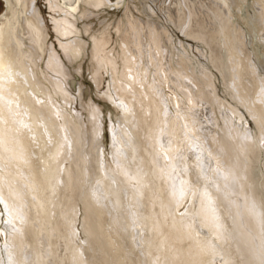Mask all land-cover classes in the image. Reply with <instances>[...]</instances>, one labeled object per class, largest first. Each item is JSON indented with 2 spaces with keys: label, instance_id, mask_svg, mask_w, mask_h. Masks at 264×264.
Here are the masks:
<instances>
[{
  "label": "bare ground",
  "instance_id": "6f19581e",
  "mask_svg": "<svg viewBox=\"0 0 264 264\" xmlns=\"http://www.w3.org/2000/svg\"><path fill=\"white\" fill-rule=\"evenodd\" d=\"M2 1L5 4V11L0 13V164L5 163V165L3 164V169L6 171L0 169L3 170L0 171V194L4 196L9 216L11 218L12 216H17L18 219L19 217L22 219L19 224H17L18 220L16 221V219L12 221L15 222L13 225L17 224L16 228H18V231L16 230V232H19L20 235V237H16L17 235L12 236L15 239H12L14 240L13 254L16 253V256L17 254L19 256L22 252H18V249L21 251L22 247L25 249L28 247L32 253L29 261L25 259V256L20 255L17 260L18 263L15 262L16 264H23L24 259L26 260L24 264H44L46 262L44 260L48 257L45 247H48V254L51 255L50 257H52L54 264H73V258L78 260L76 264H79V259H77L79 256L82 258L80 260L87 261L85 257L88 254L89 256L91 255L92 245L90 246L87 243L82 248L79 244L78 249H73L72 251L70 246L67 245L65 248L67 253L62 252V246L60 247V242L67 240L65 238L69 234L67 230L64 232L62 228L67 222L68 227L73 218V213L76 211V203L79 197L83 195L85 199H81L82 203L80 206L82 207L83 215L81 218H83L84 231L87 236L93 234L90 224L96 223L97 220L101 221L100 219L104 213L105 218L106 214L109 213L110 207V210H116L115 215L112 213L114 217L111 220V224H109L110 227L108 225L109 228L105 227L106 229L97 230L96 238L94 235L96 244L98 243L95 245H100L98 248L100 247L101 249L104 244L108 247L107 241L111 245L109 237L115 234L114 231L116 229L120 230L123 228L122 231H124L125 227L127 228L132 224H130L128 219V215L131 213V216L137 219L133 218L134 223L139 224L141 230L145 227V239L148 236L152 237L153 239L151 238V240L154 241L155 247H159L162 252V258L163 254H165L167 259L163 258L160 264H211L206 259L212 250L215 251V246L213 247V241H210V236L207 234L209 239L205 234L195 236L194 233H189L188 225L190 221L192 223L193 218L191 216L190 218L192 219L189 221V217L186 215L187 209L183 213L185 220L182 222L177 220L176 208L191 194L192 200L188 204L189 207L187 206L188 209L193 210L192 212L196 214L199 223L220 243L226 241L224 243L227 247L231 246V251H237L235 249L236 247L238 248V242L250 230L258 233L264 240V192L258 188L259 186H256V183H259L256 179L260 171L258 170V163L260 162H257L259 161L257 159L261 158V153L259 149H257L258 153L256 152V148L251 142L255 141L251 136L252 132H249L251 134L245 132L249 139L238 138V136L234 138L231 135L232 138L230 140L234 141L233 144L235 146H231L232 143L228 140L229 137L226 138L222 134L214 143L212 142L213 145H207L202 142V139L204 140L203 135L194 133L192 135L193 141L191 142L199 145L198 150L195 151L193 149L194 151H192L190 148L189 152L177 154L180 148L179 142L173 143L174 146L177 144L178 148L175 152L174 148H171L169 138L163 133L167 126L163 121H166V123L168 121L162 117L163 107L152 94L150 96H145V94V99L140 96L142 105L140 108H136V105H134V108L128 110L129 113L123 112L120 120L124 129L121 130V138L119 140L115 138L113 146L116 152L117 170L128 183L126 184L127 186L122 188L118 184V180L110 175L109 164L103 161L100 142L101 127L97 126L98 128L85 131L82 123L70 116L69 109L68 111H63L59 108H56L54 112L56 116L62 115L63 117L62 133L65 137L62 136L59 129L56 130L55 127L50 126L52 124L50 122L55 121L52 115L53 112L50 110L53 91L49 84L44 82V78L43 83H41L42 74L31 65L33 62H37L36 53L38 51L42 54L44 53L46 44L45 26L38 20L39 16L34 13V0ZM62 1L61 7L59 3L56 4L66 16L60 19L54 18V22L57 34L66 39L77 30L74 22L68 16H73L82 4L90 8L114 4V6L117 5V8H119L121 7L119 5L126 3L124 0H118L115 3L111 0ZM181 1H183V8H178L175 5L173 8L177 14L183 17L185 22H189L190 27L188 29L192 28L189 31L187 29L185 33L188 31V36L204 40L208 45L212 44V47L209 46L212 52L210 61L218 68L222 76L224 73L228 74L229 71H232L230 83L226 82L228 84L227 87H230L231 92H234L235 96L243 101L247 107L251 106L252 102L253 110L251 115L258 122L259 118L262 115L264 116V81L259 78L260 67H264V58L260 60L259 53L254 51L258 62L253 64L249 61L251 52L248 54L244 49V29L235 22V17H239L248 29L255 28L253 27L255 20L252 19L249 22V19H245L240 13V11L242 12V5L248 3V0H211L209 3L210 10L214 15L211 12H205V9H197L196 0ZM259 4L258 0H256L255 5ZM18 7L19 10L22 8L30 12L25 17L22 14L20 16ZM32 9L34 10L31 11ZM257 10L259 16L258 29L263 32L264 5H261ZM171 18H175V15H171ZM154 41L156 42V40H153L151 44L153 43V46L155 44L156 48H158L159 44ZM26 42L29 44H26ZM77 43L82 44V42L75 41L73 44L72 42H65L62 46L67 48L69 52H77L75 49L77 48ZM221 44L225 45L222 46ZM233 44L240 45V54L231 52L228 57L226 55L222 56L223 50L230 48ZM215 51H220V56H222L220 59L215 54ZM51 57L50 53L49 64L52 63ZM29 64L30 67L28 66ZM186 65V61L183 60L179 74L189 78L194 77L195 96L197 97V94L200 93L207 98V96L211 95V92L201 93V87L203 86L199 84V79L202 77L207 79L209 76H214L211 70L206 67L202 71L203 76L200 75L197 78L195 75L191 76V73L189 74V72L185 71ZM249 67L253 71L252 79L260 81L262 84L258 86L259 89L256 95H253L254 91L251 93L252 87L245 83L244 80L245 71ZM134 78L133 75L131 78L132 82ZM208 82L214 93V88L211 86L212 82L210 80ZM153 86L156 88L155 85ZM122 89L124 90V88ZM124 91L126 92V90ZM120 93L118 94L122 97L124 94L122 91ZM43 94H46V98L49 99L50 103L45 101ZM123 102L118 101V104L123 108L130 106V104L125 106ZM219 104L226 106L227 103L220 99ZM227 107L231 110L232 119H230V122L232 123V120H234L239 123L243 116L231 108L230 105ZM165 110L168 114L167 108ZM191 119L190 115L183 116L185 124ZM144 121L146 123L145 126L139 125ZM188 126L190 124L186 125L190 131L192 126ZM258 131V135L255 138L261 144L260 141L264 140V129ZM125 133L128 134V137H125ZM118 142H120V145H118ZM183 145L187 144L183 142ZM233 147L243 153V158H245L239 165L231 161L233 155L229 151H232ZM215 148H221V153L216 154ZM248 148H250L249 151L247 150ZM61 150L63 154L60 162L54 161ZM202 152L206 154V157L197 155L198 153L201 155ZM172 157L178 158L179 162H175ZM207 158L214 163V165L211 164L213 168L210 169L212 178H215L217 182L222 181V184L226 187L230 185L233 190L247 194L244 204L246 206L245 214L248 218L243 224H236L234 211L237 205L234 200L227 203L225 210L222 212L219 210L217 200L210 196V185L206 184L209 176L203 172L206 165L208 164L209 166L210 160ZM64 160H68L66 168L62 166ZM0 166L2 168V165ZM9 178L17 179V184ZM55 180L58 182L57 185L54 183ZM10 190L14 192V195L11 194ZM257 190H260V193ZM99 192L106 195V198H104L107 201L101 200L104 198L97 200L101 195H104L101 194L98 197ZM135 198L139 200L132 201ZM27 201H29L28 204ZM106 203L111 206L109 204L107 206ZM137 206L138 210H134ZM188 213L192 214L190 211ZM224 215H227L228 219ZM219 217L222 220L217 222ZM9 225L12 226L10 223ZM132 228L134 231L136 230L134 227ZM195 228L199 229V227ZM129 229L127 230L129 231ZM130 232L132 231L130 230ZM120 233L122 234L121 231ZM43 234H45L44 238L40 240ZM124 234L127 236L129 233L126 234L124 232ZM132 235L134 234L132 233ZM91 238L90 236L89 239ZM88 242L90 243L89 240ZM115 247L117 246L114 245ZM122 247L129 249L127 245ZM255 247L253 242L248 244L247 250L243 248L246 252L245 256L239 251L241 253L239 254L245 257H242L245 261L243 264H257L258 260L260 261L261 258L258 259L257 255L253 254L254 256H252L250 254ZM127 248L124 250L126 251ZM159 248L157 249L159 250ZM94 249L96 250V247ZM108 249L110 250L111 246ZM10 255L12 256V254ZM103 257L106 258L105 252H103ZM113 257L115 258L116 255ZM117 257L120 262L122 258L120 259L119 255ZM99 258L101 259V257ZM99 258L98 260H100ZM112 258L110 257V259ZM124 258L122 264L133 263L131 251L128 250ZM228 258L230 259V256ZM15 259L11 257L9 264H13ZM232 259H230V262H232ZM89 261L90 264H95L91 260ZM89 261H87V264H89ZM94 261H97V259L95 258ZM101 261L99 262L101 263ZM226 261L228 262V259ZM116 262L118 260L113 264H117Z\"/></svg>",
  "mask_w": 264,
  "mask_h": 264
},
{
  "label": "rangeland",
  "instance_id": "374dc122",
  "mask_svg": "<svg viewBox=\"0 0 264 264\" xmlns=\"http://www.w3.org/2000/svg\"><path fill=\"white\" fill-rule=\"evenodd\" d=\"M111 1L115 3L118 0ZM124 1L126 3L123 5H119L121 6H118L119 8H117V5L114 6V4H109V6H99L96 8H90L87 7V5L82 4L78 11H75V14L73 15L74 17L71 15L68 16L74 22L77 30L74 31V33L67 39L57 34L56 25L54 22V18L60 19L66 16L65 13L61 11V9L56 4L59 3L60 6L61 4H63V1H33L35 10L32 9L31 11L34 10V13L39 16L38 20H40L42 25L45 26L46 44L44 47V53L42 54L40 51H38L36 53L37 62H33V64L31 65L37 68L36 71H40V73L42 74L43 77L41 83H43L44 78V82L49 84L53 91V93L51 94V96L53 97L51 101L52 107L50 108V110L53 112L52 115L54 116L55 121L50 122L52 123L50 124V126L55 127L56 130L59 129L62 136L65 137L62 133L63 117L62 115L56 116V113L54 112L56 108H59L63 111H68L69 109L70 116L72 118L78 119L84 126L85 131L92 130L93 128H98L97 126L101 127L100 142L102 147L101 155L103 161L109 164L111 170V172H109L110 175L113 178H116V180H118V184H120V186L124 188L128 183L123 179V177L119 173V170H117L116 152L113 147L115 138H117L116 140H119L121 138V130L124 129L122 128L123 124L120 118L122 117L123 112L129 113L128 110L130 108H134V105H136V108H140V106H142L141 97L143 99L145 94V96H150L152 94L157 98L159 104L163 107L162 117H164L165 120H168L167 123L166 121H163L167 125L163 133H165L166 137L169 138L171 148L173 147L174 149H172L176 152V150L178 149L177 144H175L176 146H174L173 143L178 141L180 144V148L178 149L177 154L180 152H182V154L189 152L188 150H190V148L192 151L198 150L197 148H199V145L197 143L192 144L191 142L193 141L192 135H194V133L203 135L204 140L202 139V142L207 145H211L212 142L214 143L216 139L221 136L220 134H222L226 138L229 137L228 140L232 143L231 146H235L233 144L234 141L230 140L232 137L237 138L238 136V138L240 137L243 139H249L246 133L252 132V134H249H251L252 138L255 141L251 142L252 144H254L253 146L256 148V152L257 149H259L261 153V158L259 157L260 159H257L259 160L257 162H260L258 163V170L260 171L257 174L256 181H259V183H256V186H259L258 188L262 189L261 191L264 192V140L262 142L260 141L261 144H259L258 139L256 140L255 138L258 135V130L264 129V116L262 115L259 118L258 122H256L254 117L251 115V112L253 110L252 102L251 106L249 105L247 107L243 101L235 96L234 92H231V88L227 87L228 84L226 82H229L231 80L232 71H229L228 74L224 73L222 76V73H220L218 68H216L215 65L212 64V62L210 61V56L212 54V52L210 51V47H212V44L210 43L208 45V43L204 40H199L198 38L190 37L187 35V32L192 29H188L190 27L189 22H185L183 17L177 14L173 8L174 5L178 6V8H183V1ZM196 1V7H198L197 9H205V12H211V7L209 4L211 0ZM255 2L256 0H248V3H244L242 5V12L240 11L245 19H249H247L249 22H251L252 19L255 20V23L253 22V27L255 28L248 29L244 25L241 18L235 17V22L244 29V49L246 50V52H248V54H250L251 52L249 61L253 64L258 62V58L256 59L254 51H257V53H259L258 56L261 58L260 60H263L264 58V26L263 32H260L258 29L259 16L257 13V9L260 8L261 5H264V0H258L260 4L257 6L255 5ZM4 11L5 4L2 0H0V13ZM19 12L20 16L22 14V16L25 17L30 11H25L20 8ZM171 15H175V18H171ZM187 29L188 31L185 33ZM192 33H194V31H192ZM153 34L155 37L153 36ZM151 37L155 39H152ZM153 40H156V42H154L159 44L158 48H156L155 44V47L153 46V43L151 44ZM75 41L82 42L81 45L77 43V48H75L77 52H69L67 48H64L62 46V44H65V42H72L73 44ZM26 44L29 43L26 42ZM221 45L223 46L225 44ZM231 52L240 54V45L237 46L236 44H233L230 48H226L225 50H223V54H221L220 51H215V54L220 59L225 55L228 57V54ZM50 53L52 55L51 64H49ZM220 54L222 56H220ZM183 60H185L187 64L186 70H184L189 72V74L191 73V76L195 75L198 78L200 75H202V71L205 70L206 67L211 70L212 74L214 75L212 76L213 78L209 76L207 77V79L205 77L199 79V84L203 86L201 87V93L211 92V95L207 96V98L200 93L197 94V97L195 96L196 86L193 82L194 77L189 78L188 76H181V74H179V71L182 68ZM28 66L30 67V64ZM249 68L245 71L244 80L245 83H248L252 87L251 93L254 91L253 95H256L259 89L258 86H261L262 84L260 81L258 82L252 79L253 71L251 67ZM259 73V78L264 81V67H260ZM133 75L135 77L133 79L135 83H133L134 81H131ZM208 80L212 82L211 86H213L214 88V93L212 87L209 86L210 84ZM153 85H155L156 88ZM122 88H124L126 92ZM121 91L124 94L122 95V97L119 96V94H121ZM43 96L45 97V101L50 103L49 99L46 98V94H43ZM48 96H50V94H48ZM220 99L224 100L227 103L226 106L224 104H219ZM118 101H124L123 104H125V106L129 104L130 106L123 108L118 104ZM228 105H230L231 108H233L236 112L240 113L243 116L242 120H240L239 123H237L238 121L234 120H232V123L230 122V119L232 118L231 110L227 107ZM166 108L170 113V116L169 113L167 114L165 110ZM226 109L228 110V112ZM184 115H190L192 118L186 124L183 120ZM187 124H190V126H192L190 131L186 127ZM139 125L145 126L146 123L144 121ZM243 127L246 128L244 129ZM231 135L233 136L231 137ZM125 137H128L127 133H125ZM10 139L12 140V138ZM183 142L187 145H183ZM118 145H120V142H118ZM249 149L250 148H248L247 150L249 151ZM221 150V148H215V153H221ZM62 152L63 151L61 150L56 155L54 161L60 162L63 154ZM229 152L233 155L231 161L237 163L238 165L241 164L245 159L243 158V153L239 152L237 148L233 147V150ZM197 155L200 157H206V154L203 152L201 155H199V153ZM172 159H175V162H179V159L176 157H172ZM210 162L209 166L207 164L206 168L203 169V172L207 173V175L209 176L206 184L210 185V196L214 197L217 200L219 210L222 212L225 210V206L227 205V203H229L231 200H234L237 205V208L234 211L236 224H243V222L248 218V216L245 214L246 206L244 204V201L247 198V194L242 191L237 192L233 190L230 185L229 187H226L222 184V181L217 182L215 178H212V171L210 169L213 168L211 164L214 165V163L212 160H210ZM67 163L68 160H64L62 166L66 168V166L68 165ZM3 164L5 165V163ZM3 164H0L2 165V168L0 166V169L4 168ZM207 170L208 172H206ZM9 179L17 184V179ZM54 183L55 185H57V180H55ZM212 187H218L217 190L219 191L217 192L216 188L213 189ZM10 191L11 194L14 195V192L12 190ZM257 191H259L260 193V190ZM101 194L104 193L99 192L98 197ZM101 196L99 198L97 197V200L104 198L106 195L104 194L102 197ZM81 197H84V195L79 197V200L77 201L78 204L76 203V211L73 213V218L70 221L68 227L67 222L64 228H62L64 232L66 230L69 232V234L67 233L68 235L65 238L67 240H63L62 242H60V247L62 246L61 251L64 253H67V250L65 249L67 245L70 246L71 251L73 249H78L79 244L81 245V247L86 245L87 243L90 244V246H94L96 244L95 238L97 230L99 231L103 228L106 229L105 227H108V225L111 224V220L116 213V210H110L111 207H108L109 213L106 214L105 218L104 213L103 217L100 219L101 221L97 220L96 223L90 224L93 234L90 235L92 238L89 239L90 236H87V234L85 233L83 218H81L83 217L81 210L82 207L80 206L82 203L81 199H85V197ZM105 198L101 200H105ZM126 198L128 199V197ZM191 198L192 194L188 195L185 200L181 202V204L176 208V216L178 217L177 220L179 222L184 221L185 218H183V213L184 211L186 212L188 210L186 215L187 217H189V221L193 218L192 223L190 221L188 225L189 233H194L195 236H200L201 234H205L206 237L208 235L210 236L211 239L209 237L207 238H209L210 241H213L212 245L213 247L215 246V251L212 250L208 257H206V259H208V263L243 264L245 261L242 259L243 255L240 254L242 253L245 256V250L248 249V244L254 242L256 247L254 250H252L253 253L250 252V254L252 256L257 255L256 257L258 259L261 258L260 261L258 260L257 264H264V240L258 233L252 232L251 230L248 231L247 234L237 244L238 248H240L238 250V248L236 247L235 250H237L238 252H235L234 250V252L231 251V246L227 247V245L224 243L226 241H222L220 243L215 237L212 236V234L208 230H206V228H204L199 223L198 219L196 218V214L192 212L193 210L188 209V204H190L192 200ZM93 200H95V198H93ZM136 200L139 199L135 198L132 201L135 202ZM28 203L29 201H27V204ZM109 206L111 205L109 204ZM137 208L138 206L134 210H138ZM189 211L190 213H192L191 215L188 213ZM32 213H34V211H32ZM112 213H114V215ZM191 216L192 218H190ZM224 217L228 219L227 215H224ZM133 218L134 217H132L130 213V215H128V219L130 224L132 223V226L130 225L127 228L125 227L126 230L124 229V231H122L123 228L120 230L116 229V232L114 231L115 234H113L112 237H109V240H111V245L107 241L106 244L108 245V247L104 244V247L102 246V248L100 249V247L98 248V246L100 245L96 246L98 244L97 243L94 246L96 247V250L91 246V249L93 248L92 250H90L91 255L89 256L88 254V259L87 257H85L86 260H91V262L95 264H113L116 260H118L119 262L117 256L119 255L120 258V256L122 255V260H120L122 264L125 259V254L128 252V250L132 253V262L134 264H152L153 262V264H160L161 261H163V258L167 259L165 254H163L164 256L162 258V252L159 247H157L159 248V250L155 247L154 241L151 240L152 237L150 238L148 236V238L145 239V227H143L144 229L142 228L141 230L139 224L134 223V219L136 218ZM194 218L196 219V222ZM14 219H16V221L18 220L17 224H19V222L22 220L20 219V217L18 219L17 216H12V218L11 216H9L8 207L6 205L4 196L0 194V264H9V260L11 259V257L12 259L16 258L13 263L16 264L18 263L17 260L18 258H20V255L25 256V259H27V261H29L32 257V253L28 247L26 249L22 247L21 251L20 249H18V252H22L19 256L18 254L16 256V253L13 254V243L15 239L12 236L17 235L16 237H20L19 232H16V230L18 231V228H16L17 224L13 225L15 223L12 222ZM107 219L109 220L107 221ZM221 220V217H219L217 222H220ZM9 223L12 226H10ZM126 225L128 224L126 223ZM132 227H134L137 231H134ZM195 227H199V229L197 230V228ZM200 227L204 228V232L203 228L201 230ZM127 229H129V231ZM130 230L132 232H130ZM120 231L122 232L123 236ZM124 232L126 234H129L125 236ZM132 233L134 235H132ZM44 235L45 234H43L40 240L44 238ZM149 238L150 240H148ZM16 240L18 239L16 238ZM88 240L90 241V243L88 242ZM132 240L134 243L133 245ZM113 242L117 247L114 248ZM149 242L150 244H148ZM109 245L111 246V251L115 250L112 254H110L111 251L108 249L110 248ZM126 245L129 247V249L127 247H122ZM45 248L47 250L46 255L48 257L45 256L46 259L44 261L46 262H44V264H54L52 257H50L51 255L48 254V247ZM125 248H127L126 251L124 250ZM239 251H241V253ZM24 252L26 253V255ZM103 252H105L106 258L103 257ZM9 254H12V256L10 255V257ZM115 255L116 257L114 258L113 256ZM229 256L230 259H232L233 257V259L231 260L232 262H230V259L228 258ZM99 257H101V259ZM110 257L113 258L110 259ZM95 258L97 259V261H94ZM98 258L100 260H98ZM25 259L24 261H26ZM77 259H79V264H82V262L83 264L85 262V264H87V261L80 260L82 259L80 256L77 257ZM226 259H228V262L226 261ZM99 261H101V263ZM72 262L73 264H76L78 263V260L73 258ZM118 262L116 263L119 264L120 262ZM88 263L90 264V261Z\"/></svg>",
  "mask_w": 264,
  "mask_h": 264
}]
</instances>
